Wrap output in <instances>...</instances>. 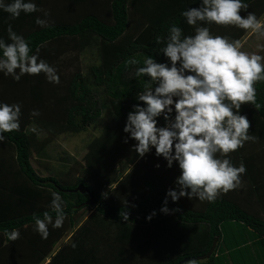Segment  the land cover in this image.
<instances>
[{"label": "trees", "instance_id": "16d2710c", "mask_svg": "<svg viewBox=\"0 0 264 264\" xmlns=\"http://www.w3.org/2000/svg\"><path fill=\"white\" fill-rule=\"evenodd\" d=\"M34 2L43 11L21 13L15 20L0 11V37L10 42L6 29L11 24L17 34L29 40L33 51L39 46L40 58L53 67L72 51L75 57L64 63L75 71L61 74L60 68L59 84L47 82L43 73L25 75L19 82L4 76L0 79V94H4L6 103L25 104L27 113L31 110L20 120L19 132L5 134L8 137L5 147L13 153L7 163L0 161V177L14 180L21 176L24 180L19 181L20 184L17 180L13 196L6 186L0 188V263L15 260L19 264L25 256L28 259L23 264H41L48 258V264H184L186 259L206 255L215 238L218 240L216 248L221 240L228 249L243 247L240 236L226 238L230 232L227 225L232 223L250 230L262 240L263 246L264 108L256 110L245 105L241 109V114L250 121L249 132L256 140L229 154L234 165L243 162L246 167L240 188L214 203L187 198L173 203L169 199L167 206L173 210L169 214L159 209L166 190L173 187L180 174L178 166L174 163L171 169L166 168V162L156 157L153 150L130 167L138 158L130 147L134 141L123 142L127 135L123 132L127 114L137 103L135 94L143 91L147 79L137 77L136 66L126 65L125 61L135 57L142 63L147 54L163 62L165 58L157 52L165 46V41L156 43L157 36L166 37L173 23L184 35H194L193 26H189L180 13L188 7H197L199 0ZM246 2L249 3L248 11L264 19V0ZM47 7V18L52 26L42 28L35 19L37 16L45 18ZM49 10L57 14L51 15ZM205 26L214 36H227L241 42L249 33L234 26L214 23ZM87 51H96L99 60L84 73L76 60ZM256 88L257 102L264 105V82L258 83ZM105 98L116 116L115 126L90 145L87 166L77 170V176H73L74 168L71 174L66 172L68 176L40 174L35 158L43 153L46 155L55 136L84 130L99 121L108 108L103 101ZM33 110H38L40 115L32 116ZM163 123L161 119L160 124ZM31 124L36 125L33 127L36 132L32 131ZM45 131L49 136L41 138L40 134ZM8 151L2 153L8 155ZM127 151L132 155L122 162L120 158ZM158 163L160 167L156 168ZM53 191L59 192L67 203L66 219L61 228L49 226L48 238L41 239L34 231L32 215L50 211ZM125 208L129 211L127 222L119 216ZM89 210L90 216L79 226ZM153 210L156 215L151 220L146 219ZM4 228L18 229L21 238L7 241ZM69 232V241L55 253L57 244ZM27 234L34 239H26ZM228 240L234 244L232 247L227 244ZM135 242H138L136 248L133 247ZM37 244L43 247L37 250ZM214 257L215 252L206 262L185 264H209Z\"/></svg>", "mask_w": 264, "mask_h": 264}, {"label": "clouds", "instance_id": "9594fccd", "mask_svg": "<svg viewBox=\"0 0 264 264\" xmlns=\"http://www.w3.org/2000/svg\"><path fill=\"white\" fill-rule=\"evenodd\" d=\"M248 9L246 0H199L197 7L180 13L193 26L194 35H184L173 23L166 37L157 36L156 43L165 41L157 52L165 58L163 62L147 54L142 63L135 57L125 61L126 65L136 66L137 77L147 79L143 91L135 94L137 103L127 114L123 142L134 141L130 147L139 158L154 150L155 156L166 162V168L171 169L175 163L180 170L173 187L166 190L159 209L163 214L173 211L167 206L169 199L173 203L181 198L214 203L242 184L246 167L243 162L234 165L229 154L256 140L241 109L245 105L256 110L264 108L257 102L256 88L264 82V55L259 54L264 52V45H258V52L243 51L240 40L214 36L205 25L234 26L264 37V19ZM0 11L15 20L21 13L43 10L34 0H0ZM48 15L44 11L45 18L37 16L35 23L42 28L51 27ZM6 31L10 42L0 37V74L19 82L25 75L43 73L47 82L60 83L58 70L40 58L39 46L33 51L29 40L17 34L11 24ZM21 107L20 103L0 101V143L7 140L5 134L20 131ZM31 115L40 113L33 110ZM51 196L50 211L32 215L34 231L41 239L48 238L49 226L61 228L66 219L67 203L57 191ZM155 215L153 210L146 219ZM119 216L127 222L129 211L125 208ZM2 231L7 241L21 238L16 228Z\"/></svg>", "mask_w": 264, "mask_h": 264}, {"label": "rangeland", "instance_id": "374dc122", "mask_svg": "<svg viewBox=\"0 0 264 264\" xmlns=\"http://www.w3.org/2000/svg\"><path fill=\"white\" fill-rule=\"evenodd\" d=\"M58 0H49V4H54ZM103 5V3H102ZM101 5V6H102ZM50 8H53V6H50ZM48 7L45 11H48ZM51 15L57 14L56 11H51L49 10ZM242 50L246 52H258V45H264V37H260L255 34H251L250 32L248 35L242 40ZM259 54L264 55V52H261ZM73 52L70 51L68 52L67 55L61 57L60 61L58 62V66H54L57 70H59V73L61 74H69L73 73L75 70L73 67L67 65V63H64L65 61H68V59H71L75 56H73ZM99 58L97 57L96 51H87L85 54H83L80 58H78V63L79 66L82 68V71L84 73H87L89 70V67L92 64L98 63ZM8 78V77H5ZM11 78V77H10ZM0 79L3 80V74H0ZM12 79V78H11ZM3 96V99L0 97V101L2 102H7V99L5 98L4 94H0ZM104 103L108 106V108L104 111L101 119L97 121L96 123L92 124L90 127L77 131V132H65L61 133L58 136L54 137V141L51 142L49 147L46 149V155L44 156L45 153L41 154V157H36L35 159H38V164H36V169L40 174L43 176H48V175H55V176H64L69 172L71 174L72 169L73 170V176L79 175V172L77 170H81L82 168L86 167V159L88 156V148L90 145L98 138H101L103 135L109 132L110 129H112L115 126L116 122V116L110 106L109 100L104 99ZM21 117L20 120H22L25 116H27L30 113H27V110L25 109V104H21ZM35 124H31L30 127L33 128L35 127ZM50 133L48 132H42L40 134L41 138L48 137ZM4 143H0V161H9V156L13 153L12 151H8L7 147ZM4 147L6 149H4ZM5 151H8V155L2 153ZM132 154L127 151L123 157H121V161L125 162L129 156ZM141 158H137L136 162L133 163L130 167H133L138 161H140ZM41 165L42 168H39ZM48 168L49 171H46L45 169ZM75 174V175H74ZM68 176V175H66ZM18 180V183L22 182L24 179L23 177L19 176L16 179L13 180V178L7 179L6 176L0 177V188L3 186H6L10 190H12L11 194L12 196L15 195L13 193V188L16 186V182ZM20 181V182H19ZM91 211L89 210L84 217L82 218V221L80 222L79 226L83 225L85 220L90 216ZM78 226V227H79ZM77 227V228H78ZM71 234H69L63 238L56 246V250L54 251L57 253L62 246H64L70 239ZM26 239H34L31 234H27L25 237ZM140 241V239H138ZM138 242L133 243V247L136 248ZM37 250H40L43 246L41 244H37L35 246ZM36 255V253H35ZM25 260L18 261L19 264L26 263L27 257H25ZM30 262L32 260L31 255L29 256ZM49 258L45 260V262H42L41 264H48L49 263ZM23 262V263H22ZM0 264H18L15 260L13 262L5 263V261L1 262ZM185 264V263H184Z\"/></svg>", "mask_w": 264, "mask_h": 264}, {"label": "crops", "instance_id": "0c3cea01", "mask_svg": "<svg viewBox=\"0 0 264 264\" xmlns=\"http://www.w3.org/2000/svg\"><path fill=\"white\" fill-rule=\"evenodd\" d=\"M227 229L230 232L226 238L233 239V237L240 236L239 240L243 242V247L234 249L232 247L234 244L228 240L227 244L232 247L228 249L224 241L221 240L216 248L213 262L209 264H264V245L262 246V240H259L258 236H254L250 230H245L235 223L227 225ZM201 262H206V260Z\"/></svg>", "mask_w": 264, "mask_h": 264}, {"label": "water", "instance_id": "95a60500", "mask_svg": "<svg viewBox=\"0 0 264 264\" xmlns=\"http://www.w3.org/2000/svg\"><path fill=\"white\" fill-rule=\"evenodd\" d=\"M217 241H218L217 238H215L212 248L210 249V251L206 255L199 257V258L186 259L184 262L186 263L189 261H203V260L209 259L212 256V254L215 252Z\"/></svg>", "mask_w": 264, "mask_h": 264}]
</instances>
